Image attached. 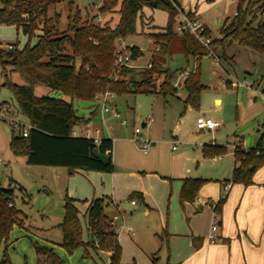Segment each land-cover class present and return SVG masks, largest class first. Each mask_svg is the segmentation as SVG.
<instances>
[{
    "label": "trees",
    "instance_id": "trees-1",
    "mask_svg": "<svg viewBox=\"0 0 264 264\" xmlns=\"http://www.w3.org/2000/svg\"><path fill=\"white\" fill-rule=\"evenodd\" d=\"M63 0H1L0 24L16 25L28 36V41L21 48L13 45V51L0 48V63L6 80L3 86L12 90L18 103L19 111L31 124L29 133L24 136L20 130H12L10 148L14 154L27 158L28 164L65 166L72 173L74 169L100 170L112 172L113 139L102 137L97 143L94 137L74 135L77 125L87 123L91 118L80 116L74 107L75 99L95 100L98 92L112 90L116 94L127 91L154 93L164 96L175 94L174 79L178 73L167 67L168 58L176 53L194 57L196 70L192 72L185 88V103L198 108L204 85L201 81V59L209 55V49L189 31L180 33L176 29L178 16L184 7L180 0H103L102 12L115 10L120 12L118 22L113 25L112 18L102 22L83 19L77 8L69 15L66 29L58 26V13L50 15L51 7ZM155 2V5L153 4ZM73 4V1H69ZM145 6H152L168 12V21L164 31H154L146 35L152 39L155 48L152 51L150 66L141 80L114 79L116 50L119 39L126 40L138 33L137 23L142 18ZM237 15L227 17L220 30L221 37L212 39L210 47L215 55L230 56L228 49L234 44L248 47L264 56V0H239ZM191 16L196 13L189 12ZM205 33L210 35L206 26ZM37 36L38 41L31 44ZM130 60L143 55V50L136 45H127ZM18 72L25 81L18 84L9 78L6 66ZM89 66V68H87ZM121 75L128 76L131 67L121 66ZM162 77V81L159 79ZM37 85H45L61 91L64 97L37 95ZM259 140L257 146L245 151H235L236 161L232 182H252L255 170L264 164V148ZM110 155L103 163L94 153V149ZM227 151L226 147L216 149L217 154ZM208 179L185 177L181 189V201H194L200 188ZM226 195L215 205L219 214ZM13 201L14 204L10 205ZM143 201V200H141ZM111 199L105 196L93 199L86 211L89 240L83 237L84 228L80 217V208L76 199L66 195L65 213L58 224L63 231L62 246L72 254L81 247L112 251L111 264H120L121 246L112 217L107 212ZM217 213V214H218ZM26 213L15 204L13 188L0 185V249L5 251L0 264H12L6 252L10 233L15 224H21ZM161 240L165 242L164 235ZM39 264H51L55 259L63 261L52 248L35 243ZM88 254V250L85 252ZM156 264V262H155Z\"/></svg>",
    "mask_w": 264,
    "mask_h": 264
},
{
    "label": "rangeland",
    "instance_id": "rangeland-1",
    "mask_svg": "<svg viewBox=\"0 0 264 264\" xmlns=\"http://www.w3.org/2000/svg\"><path fill=\"white\" fill-rule=\"evenodd\" d=\"M69 1H73V4H69ZM238 1L183 0L184 4L190 7L189 9L198 2L197 6L201 12V18L210 26L213 39L221 36L220 30L224 21L227 16L232 19ZM102 5L103 0H63L60 4L51 7L50 15L57 13L60 15L58 26L62 30L67 28L69 15L74 14L77 8L80 9L83 19L89 18L102 22L112 18V24L115 25L120 18V12L116 9L102 12L100 10ZM156 9V23L161 27L166 26L168 12L160 8ZM152 22L153 19L150 16L142 15L137 23L138 33L125 40V45H136L142 48L144 55L134 62L132 60L129 62L128 66L131 67V72L128 76H122L120 74L121 67H119L113 75L115 80H141L145 77V71L149 65L148 60L155 48L152 39L146 35L154 32L155 27L151 24ZM27 41L28 36L24 34L21 28L18 29L16 25L0 24V43L4 46L1 47L2 49H10V42H13L12 45L16 43L17 47H21ZM35 41L36 37H33L31 44ZM228 54L230 56L226 57L209 54L201 59V81L209 87L203 89L198 108L189 107L184 111L183 99L187 94L185 86L180 88L178 93L166 96L144 92L134 93L133 91L116 94V106L121 113V118L114 117L109 112L107 115L110 114L113 120L107 121V124L111 126L109 127L111 129L109 135L117 139L113 138L114 142L116 141L114 149L116 147L117 155L124 157L127 154L128 157L141 161L150 157L153 150L157 148L159 150L157 162L144 164L148 166L147 168H157L160 172L170 173L172 169L175 171L181 169L186 159L192 156L190 148L199 146L201 142H210L211 139H215L218 144L228 146V154L219 160L222 161L221 164L212 167V163L209 162L210 165L204 164L195 172L214 174V171L218 169L220 176L230 174V166L234 162L232 148L234 143L232 142L235 141L236 144L242 142L245 147L250 148L256 144L260 133L264 132V56L255 50L238 44L231 46L228 49ZM195 66L194 57H186L182 53L170 56L167 62V67L178 72ZM3 68V64L0 63V82L6 80ZM10 68V65L6 66L9 78L18 84H24L25 81L19 73L10 71ZM245 80L249 82L248 86L243 84ZM160 81H162V77L158 83ZM55 91L42 85L36 88L35 93L37 95H51ZM5 100L10 102L9 105L17 115L19 107L14 93L10 88L1 85L0 104ZM97 105L96 100H74L76 113L80 116H88ZM18 115V118L23 122L30 123L29 119L21 112H18ZM148 115L153 118V121L148 126L143 127V121ZM199 115L219 120L221 127L213 131L197 130L195 124ZM123 119L127 120L126 125L121 124ZM106 120H108L107 116ZM100 121L101 119L98 118L95 124L100 125ZM136 127H141L143 129L141 136L150 140L147 153L143 152L135 139ZM151 127L153 136L147 134ZM13 128L17 133L19 128L10 119L0 118V153L3 154L4 158V164L0 166V185L3 188L14 189L17 207L28 215L21 218V224L31 220L35 226L44 228L41 238L47 237L60 241L63 232L58 224L64 218V205L67 187L69 186V177L60 171H67V168L28 164L24 162L22 156L13 154L9 144ZM174 135L179 137L176 150H173L171 143ZM121 136L129 137L130 141L119 140ZM153 141L156 142L155 145L152 144ZM73 182L77 181L72 180ZM169 198L170 195L168 194L167 200ZM136 208L138 207L136 206ZM121 223L122 220L118 219L115 226L118 224L117 228L119 229ZM36 240L39 241L33 236L30 240L27 239L24 244L23 241L19 242L20 248L13 244L8 250L13 253V256H24L27 253L30 257L29 251H34ZM37 243L41 244L40 242ZM65 251L67 252L66 249ZM74 253L67 252V255L72 256ZM25 259L28 260V258H24V261Z\"/></svg>",
    "mask_w": 264,
    "mask_h": 264
},
{
    "label": "crops",
    "instance_id": "crops-1",
    "mask_svg": "<svg viewBox=\"0 0 264 264\" xmlns=\"http://www.w3.org/2000/svg\"><path fill=\"white\" fill-rule=\"evenodd\" d=\"M180 2L185 9L190 8L187 4H184L183 0H180ZM197 3L191 7V10L196 11L197 17L202 20ZM156 10V7L145 6L142 14H146L153 19L151 24L155 27L154 31H164L165 26L161 27L155 21ZM203 22L210 28L205 21ZM211 32L210 28L212 38ZM35 37L36 41L33 44L38 41V37ZM123 41L125 42V40ZM1 47L4 46L0 43ZM135 60H132V62ZM150 60L151 57L148 60V67L150 66ZM11 69L12 66L10 71H12ZM4 82L5 80L0 82V86ZM204 85L209 87L207 84ZM245 85L248 86L249 82ZM38 86L42 85H37L36 88ZM154 94L160 93L154 92ZM51 95L69 99L57 90ZM185 99L186 97L183 99L184 111L189 107L193 108V106L185 103ZM218 101L221 100L218 99ZM2 103L10 104L7 100ZM17 116H19L18 112ZM106 116L108 120H106ZM103 117L106 125L103 122ZM86 118L91 119L87 123L77 125L73 131L74 135L100 136L101 138L105 136L116 139V137L109 135L111 130L109 127L111 126L107 124V121H112L113 117L110 114L107 115V113L103 114L99 105ZM98 118L102 121H100V125L95 124ZM152 121L153 118L148 115L143 121V127L148 126ZM195 127L197 130L213 131L198 128L197 120ZM97 129L100 132H97ZM217 129L219 127L215 130ZM152 132L151 127L148 129L147 134L153 136ZM262 134L263 132L260 133L253 147L257 146ZM119 138V140L126 142L130 141V138L126 136ZM178 139L177 135H174L171 139L173 150L177 149ZM232 143H235V141ZM115 144L116 141L113 140L114 170L112 172L77 168L71 173L68 167L54 166L56 168H67V171H60V173H65L69 177L67 195L76 199V204L80 208L85 241L90 239L86 218L88 206L93 199L105 196L111 199V203L107 207V212L111 217L117 212L115 205H118L125 215L124 226L122 223L119 229L117 228L118 224L115 226L121 246L120 264H155V262L156 264H264V164L255 170L250 183L232 182L236 165L235 153L233 165L230 166L231 170L229 169L230 174L220 176L221 174H218L220 170L218 169L214 171V174L195 172L204 164L210 165L209 162L212 163V167L221 164L222 161L219 160H222L229 152L228 146L218 144L215 139H211L210 142H201L199 146L190 148L192 156L188 155L189 157L181 169L178 171L172 169L170 173H164L157 168H147L148 166L144 164L157 162L159 155L157 148L153 150L151 156L149 155L150 157L139 161L128 157L127 154L124 157L118 156L116 147L114 149ZM152 144L155 145L156 142L153 141ZM240 145H243L242 142H240ZM219 147H226L227 151L217 154L216 149ZM1 155L3 156L2 153ZM22 157L24 162L27 163V158ZM185 177L208 179L200 188L194 201H181V189ZM72 180L77 182L72 183ZM230 181L232 185L219 214L215 211V205L224 196L225 183ZM168 194L170 198L167 200ZM131 199H136L137 203L133 204L130 202ZM216 215L219 216L218 238L211 243L208 240V234ZM42 229L44 228L35 226L31 220L28 223L14 225L6 248L13 264H39L36 248H34V251H29L31 260L27 253L24 256H13V253L8 250L11 245L16 244L15 247H18L22 241L24 244L27 239L30 240L33 236L39 239V241H36L40 242L41 245L52 248L63 261V264H111L112 251L87 246L79 248L70 256L67 255L61 244L63 234L60 241L47 237V239L41 238L42 231H44ZM161 235H164L165 242L161 240ZM25 248L28 249V247ZM86 250H88V254L85 253ZM4 251L5 246L3 245L0 249L1 259ZM24 258H28V260L25 259L24 261Z\"/></svg>",
    "mask_w": 264,
    "mask_h": 264
},
{
    "label": "built area",
    "instance_id": "built-area-1",
    "mask_svg": "<svg viewBox=\"0 0 264 264\" xmlns=\"http://www.w3.org/2000/svg\"><path fill=\"white\" fill-rule=\"evenodd\" d=\"M175 1V0H171ZM0 6H2L1 0H0ZM185 9V8H184ZM196 13V11H193L191 9H185L184 12L181 11V13L178 16V22L176 25V29L178 32L183 33L184 31H189L193 35H195L196 38H198L208 49H209V54L212 55L214 54L213 50L210 47L212 38L210 35H207L205 33L206 30V25L205 23L200 20L197 17V14L194 16H191L189 12ZM237 15V11L235 10L234 16ZM101 18L99 17V20ZM119 47L116 50V60L115 64L117 67H121L124 65H129L130 60V52L127 50V45L124 44V41L122 40L121 43L118 45ZM13 47L12 44H9V48ZM197 65L194 68H185L181 71H179L174 79V86L176 88V92L178 93L180 88L185 86V82L187 81L189 75L196 70ZM89 68V66H87ZM244 84H247L248 81L245 80L243 82ZM178 89V90H177ZM180 94V93H179ZM115 98H116V93L112 90H106L102 92H98L95 95V100L98 102V105L100 107V110L102 113H109L111 112L114 117L121 118V113L119 109L116 106L115 103ZM0 118L2 119H10L11 122L19 128L21 133L24 136H27L29 133V129L31 127V124H26L23 122L21 119L18 118L17 115H15L14 111L12 110L11 105L8 103H2L0 104ZM103 122L106 125L105 119L103 117ZM121 123L126 124L127 120L123 119ZM197 126L200 129H210V130H215L216 128L221 126V122L219 120L214 119L213 117L205 116V115H199L197 117ZM141 127H136L135 129V139L138 141L140 148L143 150V152L147 153L150 147V140L143 138L141 136ZM97 132H100L99 129H97ZM95 141L98 143L101 139L100 136L94 137ZM261 141H262V148H264V132L261 135ZM175 148V146H174ZM233 151L237 149H243L245 151L249 150V148L245 147L244 145H240V143L236 144L234 143L232 145ZM4 164V158L0 153V166ZM236 164H240V160L237 159ZM232 182H227L224 185V195H227L231 188ZM133 204L137 203L136 199H132L131 201ZM14 202L11 201L10 205H13ZM117 208V212L112 216L111 223L115 225L116 221L118 219L122 220V225L124 226V221H125V215L124 213L120 210L118 205H115ZM219 223V216L216 215L214 217L213 223L211 225L210 232L208 234V240L209 242L213 243L217 240L218 238V225Z\"/></svg>",
    "mask_w": 264,
    "mask_h": 264
},
{
    "label": "water",
    "instance_id": "water-1",
    "mask_svg": "<svg viewBox=\"0 0 264 264\" xmlns=\"http://www.w3.org/2000/svg\"><path fill=\"white\" fill-rule=\"evenodd\" d=\"M153 4L155 5V2ZM121 40L122 39H119V43H121ZM10 51H13V47H10ZM94 153L103 163H107L110 159V155L100 152L98 148L94 149ZM51 264H60V263H58L55 259H52Z\"/></svg>",
    "mask_w": 264,
    "mask_h": 264
}]
</instances>
